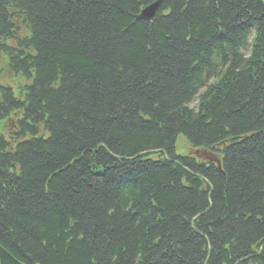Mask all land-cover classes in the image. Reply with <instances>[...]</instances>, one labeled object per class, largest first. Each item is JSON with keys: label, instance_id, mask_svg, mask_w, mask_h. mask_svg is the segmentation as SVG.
Here are the masks:
<instances>
[{"label": "trees", "instance_id": "trees-1", "mask_svg": "<svg viewBox=\"0 0 264 264\" xmlns=\"http://www.w3.org/2000/svg\"><path fill=\"white\" fill-rule=\"evenodd\" d=\"M0 55V264H264V0H0Z\"/></svg>", "mask_w": 264, "mask_h": 264}, {"label": "rangeland", "instance_id": "rangeland-1", "mask_svg": "<svg viewBox=\"0 0 264 264\" xmlns=\"http://www.w3.org/2000/svg\"><path fill=\"white\" fill-rule=\"evenodd\" d=\"M0 62H1L0 63V69H2V67H7V66L4 65V62H6V60H5V58L2 55H0ZM0 72H1V70H0ZM3 74H4V71H2L1 75L3 76ZM7 79H11L9 73L2 77L3 81H6ZM2 133L5 134V131H3ZM186 147H187V144H186L185 140L182 137H179L178 140H177V143L175 145L176 154L180 155V156L187 155L188 151L186 150Z\"/></svg>", "mask_w": 264, "mask_h": 264}, {"label": "water", "instance_id": "water-1", "mask_svg": "<svg viewBox=\"0 0 264 264\" xmlns=\"http://www.w3.org/2000/svg\"><path fill=\"white\" fill-rule=\"evenodd\" d=\"M159 1L154 3L153 5H150L149 7H147L145 10H143L140 14L139 17L144 18V19H152L155 10L158 8L159 5ZM200 154H205V153H200ZM208 157L211 158V160H214L218 165V161L216 159H214L211 155L207 154Z\"/></svg>", "mask_w": 264, "mask_h": 264}]
</instances>
